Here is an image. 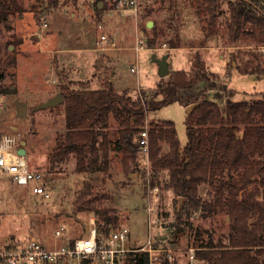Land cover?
Instances as JSON below:
<instances>
[{"label": "rangeland", "instance_id": "374dc122", "mask_svg": "<svg viewBox=\"0 0 264 264\" xmlns=\"http://www.w3.org/2000/svg\"><path fill=\"white\" fill-rule=\"evenodd\" d=\"M21 1L25 11L10 18L11 29L0 25V73L5 75L0 85L13 91L0 96V133L16 132L27 142L29 167L44 173L51 197L36 196L28 186L6 182L0 188L2 236L23 242L34 236L48 246L63 244L65 233L69 238L86 236L91 219L97 223L98 216L94 211H75V203L78 192L90 181L95 193L108 197L94 204L119 212L118 227H128L132 247L148 245L149 241L162 247L169 245L176 250V264H190L189 248L205 250L200 246L210 241L227 243L231 230L227 210L218 209L206 217L200 212L182 213L180 220L177 195L167 186L168 173H154L150 153L148 159L140 151L135 162L125 166L121 153L114 151L108 169L90 176L76 171L74 156L52 164L56 139L66 132L65 105L38 107L48 101L47 93L60 92L59 82L46 83L50 76L59 80L55 69L58 64L71 68L60 70L68 82L89 84L93 80L92 88L100 89L109 76L117 92L128 91L137 97L156 88L161 78L154 57L165 55L169 56L171 71L194 74L193 61L200 54L208 69L217 74V89L210 98L220 93L222 98L217 103L222 109L227 100L264 98V73L245 74L238 69L256 52L249 47L230 46L228 0L221 1L217 34L209 38L204 37L201 22L183 0L177 6L148 0L138 19L119 8L120 0H59L57 7L46 0ZM100 3L102 8L98 10ZM149 21L154 23L151 28L147 27ZM94 23L102 28L96 29ZM102 34L109 38L104 46L97 44ZM139 39L143 44L137 51ZM170 41L179 43L181 49H171ZM200 44L204 47H194ZM260 62L264 65V58ZM223 85L228 90L220 89ZM21 105H27L26 113H20ZM186 117L187 108L172 104L151 113L146 124L174 122L183 148L187 143ZM110 120L109 133L117 128V123ZM146 182L150 187H145ZM260 186V179L254 177L247 192L261 191ZM199 192L204 201H214L216 190L210 185L202 184ZM150 207L153 209L149 213ZM60 226L66 231L58 239L55 230Z\"/></svg>", "mask_w": 264, "mask_h": 264}, {"label": "trees", "instance_id": "16d2710c", "mask_svg": "<svg viewBox=\"0 0 264 264\" xmlns=\"http://www.w3.org/2000/svg\"><path fill=\"white\" fill-rule=\"evenodd\" d=\"M46 1L54 7L59 5V0ZM154 1L177 6L182 0ZM186 1L191 14L202 24L204 37L216 35L222 0H183ZM228 7L230 46L249 47L256 52L239 71L263 74L260 61L264 58V0H228ZM24 11L21 0H0V25L11 29L10 18ZM180 47L170 41V48ZM193 71L194 74L171 71L169 79L161 78L154 90L142 91L137 97L128 91L117 92L110 80L100 89H91L89 84L71 83L62 76L64 83L59 93L64 97L66 132L56 139L51 163H63L74 156L76 171L90 176L108 169L112 152L118 151L128 166L140 152L141 133L147 131L154 173L167 171L168 178L163 179H168L167 186L177 195L178 218L181 220L182 213L198 212L206 217L218 209L227 210L230 217L227 243L202 244L200 248L205 250L196 249L197 259L206 264H264V98L227 100L222 109L217 103L222 98L220 93L210 98L217 89V74L208 69L200 54L195 56ZM4 79L0 73V84ZM220 89L226 91L228 87ZM11 92L10 87L0 85V96ZM172 104L185 108L193 105L186 117L187 143L183 148L174 122L146 124L151 113ZM110 119L117 128L109 133ZM254 177L260 179L262 190L247 192ZM204 183L216 190L212 202L204 201L199 194ZM106 196L95 193L87 181L77 194L75 211H94L99 231L109 234L118 227L120 214L114 208L94 204ZM10 238L14 244L23 242ZM129 262L148 264V254L140 253ZM162 264L176 261L164 259Z\"/></svg>", "mask_w": 264, "mask_h": 264}, {"label": "built area", "instance_id": "2783aa9c", "mask_svg": "<svg viewBox=\"0 0 264 264\" xmlns=\"http://www.w3.org/2000/svg\"><path fill=\"white\" fill-rule=\"evenodd\" d=\"M148 0H120L118 3L122 11H129L134 19L143 10ZM43 26L47 27L46 21ZM101 29V25H97ZM109 42L108 36L102 34L100 44ZM143 41H137V51L140 50ZM264 52V50H263ZM135 72V68H132ZM55 82V81H53ZM139 150L149 159V135L143 131L138 140ZM22 137L16 132L0 133V188L6 182L17 186H28L36 196L50 198L44 173L30 169L26 156L20 154ZM147 187H150V185ZM154 190H157L154 187ZM0 198V205H1ZM153 208H148L149 213ZM151 224V221H150ZM88 234L79 238H69L64 226L55 230V237L63 238L61 245L48 246L36 237H30L27 241L14 244L10 237H3L0 218V264H129L140 253L148 254V264H162L164 259L173 263L176 261L174 252L169 245L160 246L153 241L148 245L132 247L129 245L130 230L126 226L114 228L109 234L99 231L97 223L91 219ZM190 264H205L196 257V249L189 248Z\"/></svg>", "mask_w": 264, "mask_h": 264}, {"label": "water", "instance_id": "95a60500", "mask_svg": "<svg viewBox=\"0 0 264 264\" xmlns=\"http://www.w3.org/2000/svg\"><path fill=\"white\" fill-rule=\"evenodd\" d=\"M99 9L102 8V3L99 4ZM154 23L152 21H149L147 23V27L148 28H151L153 27ZM154 59L157 61L158 63V66H159V76L160 78H165L167 76L170 75V65H169V61H168V55H165L163 56L161 59H158L156 57H154ZM64 102V97L61 93H58L56 96L48 99L47 102L41 104L38 109L40 108H50V107H54V106H57L61 103ZM193 108V105L187 107V114L189 115L191 110ZM27 112V105H21L20 106V113H26ZM26 146H27V142L24 140L22 141V148L20 149V154L23 155V156H26L27 155V149H26Z\"/></svg>", "mask_w": 264, "mask_h": 264}, {"label": "crops", "instance_id": "0c3cea01", "mask_svg": "<svg viewBox=\"0 0 264 264\" xmlns=\"http://www.w3.org/2000/svg\"><path fill=\"white\" fill-rule=\"evenodd\" d=\"M93 26H95V28L97 29V25H101V24H97V23H94V24H92ZM100 42V39L97 41V44H100L99 43ZM112 42H114V39L112 40ZM12 49V48H11ZM106 49H108V47H102V50H106ZM172 49V48H171ZM175 49H181V48H175ZM28 53H29V51H28ZM168 61H169V56H168ZM169 65H170V63H169ZM15 68V67H14ZM63 68H70V67H66V64L65 63H63V64H61V65H56L55 66V69H56V71H58L59 72V75H60V77H59V80L57 79V77H55V76H50V78H48V79H46V83H50V82H52V83H60V84H62V82H63V78H62V75H61V73H60V70H62ZM71 69V68H70ZM17 70V69H16ZM73 72V71H72ZM53 75V74H52ZM92 75L94 76L95 75V72L94 73H92ZM81 80H87V79H81ZM88 80H91V79H88ZM108 80H110L111 81V79H110V77L108 76V79H107V81ZM53 81H55V82H53ZM93 80H91L90 81V88L91 89H93L92 88V82ZM64 83V82H63ZM66 83V82H65ZM60 87H61V85H60ZM57 94H55V95H51V94H49V93H47L46 94V97H45V100H47V99H50V98H52V97H54V96H56ZM4 97H6V95H3ZM190 263V262H189Z\"/></svg>", "mask_w": 264, "mask_h": 264}]
</instances>
